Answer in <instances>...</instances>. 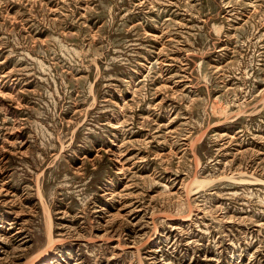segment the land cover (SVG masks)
<instances>
[{"label": "rangeland", "instance_id": "374dc122", "mask_svg": "<svg viewBox=\"0 0 264 264\" xmlns=\"http://www.w3.org/2000/svg\"><path fill=\"white\" fill-rule=\"evenodd\" d=\"M0 190V264H264V0H0Z\"/></svg>", "mask_w": 264, "mask_h": 264}, {"label": "bare ground", "instance_id": "6f19581e", "mask_svg": "<svg viewBox=\"0 0 264 264\" xmlns=\"http://www.w3.org/2000/svg\"><path fill=\"white\" fill-rule=\"evenodd\" d=\"M1 191V190H0ZM8 193V192H7ZM5 194V193H4ZM6 195V194H5ZM118 215H119V213H118ZM118 217H120V216H118ZM122 217V216H121ZM13 235V234H12ZM6 242V240L5 239H3V238H1L0 237V244H4Z\"/></svg>", "mask_w": 264, "mask_h": 264}]
</instances>
